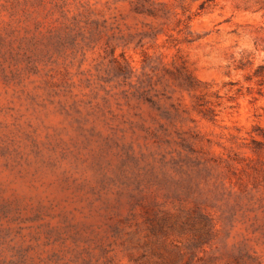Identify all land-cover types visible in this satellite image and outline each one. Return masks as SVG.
Segmentation results:
<instances>
[{
	"label": "rangeland",
	"instance_id": "rangeland-1",
	"mask_svg": "<svg viewBox=\"0 0 264 264\" xmlns=\"http://www.w3.org/2000/svg\"><path fill=\"white\" fill-rule=\"evenodd\" d=\"M0 264H264V0H0Z\"/></svg>",
	"mask_w": 264,
	"mask_h": 264
}]
</instances>
